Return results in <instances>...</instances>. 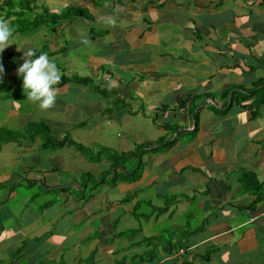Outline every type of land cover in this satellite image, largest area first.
Listing matches in <instances>:
<instances>
[{
  "label": "crops",
  "instance_id": "1",
  "mask_svg": "<svg viewBox=\"0 0 264 264\" xmlns=\"http://www.w3.org/2000/svg\"><path fill=\"white\" fill-rule=\"evenodd\" d=\"M12 2L41 8L38 50L68 74L44 122L54 135L74 139L103 113L133 132L117 152L151 148L138 181L102 186L84 204L76 183L106 171L105 156L3 150L0 264H264V184L245 193L238 181L246 172L264 182V0ZM233 92L250 95L230 104ZM162 140L173 146L161 149ZM66 185L42 209L49 189Z\"/></svg>",
  "mask_w": 264,
  "mask_h": 264
},
{
  "label": "trees",
  "instance_id": "2",
  "mask_svg": "<svg viewBox=\"0 0 264 264\" xmlns=\"http://www.w3.org/2000/svg\"><path fill=\"white\" fill-rule=\"evenodd\" d=\"M2 10H4L6 13L9 11L8 16L15 17L14 13L10 11L13 8V2L12 0H6L3 1L1 7ZM75 16H81L83 19H87L88 21H91V19L86 18L88 17V11L86 9H73ZM15 14H20V12H15ZM7 17V16H6ZM16 18H14V23L16 25V28L18 31H20L23 26V22L20 21V16L17 15ZM40 27V24L35 21L32 26H29V22L25 24V30L35 31V29H38ZM27 31L25 33H27ZM36 54H41V51H36ZM18 56V52L10 51L6 53L5 58L6 60L15 59ZM2 64V62H0ZM3 65V64H2ZM4 66V65H3ZM6 78L10 79L8 76L3 75V82L0 83V95L3 93H8L9 91H12V86L6 83ZM66 77H61V81L58 85L60 86L63 81H66ZM19 84L22 82V77L18 79ZM260 85V84H258ZM251 92V91H250ZM249 93L245 92L244 95H238L236 92L232 93V97L230 99V104H232L233 101L237 100V103H241L243 100L247 99V95H250ZM197 115H194V120L197 127ZM26 127L22 128L21 131L18 133L17 138L13 137H5L3 138L1 130H0V150L1 146L5 143L11 142V143H17L22 144L23 142H27V144H30L31 141H36V138H38L39 141H41V146L44 148L47 144H51L53 140H56L53 136L54 133L50 130L49 127H46L44 125L39 124H31L27 123L25 125ZM172 129H176L175 126H169ZM166 127V128H169ZM196 127H194L193 131L191 132L192 135H194L197 131ZM27 128V130H25ZM158 144V147H162L163 150H169L173 145L172 142H164ZM58 148L57 144H55ZM68 145L73 146L75 150L83 154L86 159L92 162H100L102 159V156H105L109 160V167L106 171H104L101 175L97 177V180H93V176H91L90 173H86L81 177V191L76 192V195L78 197V201L82 204L89 201L93 195L97 192L98 188L102 186H110L115 187L119 183H128L131 184L133 182L138 181L142 177L143 169H144V163L142 161V157L144 155L143 150L136 148L135 151H129V152H112L111 149H107L104 147H100L97 149L95 153L91 152L89 148H86L82 146L81 144H78L74 142L72 139L68 138V136L64 137L62 141H60V145ZM29 146V145H28ZM141 148V147H140ZM160 149V150H161ZM157 150V149H156ZM138 160L135 162L134 160ZM127 161V164H126ZM133 163V166L127 167L128 164ZM238 181L240 182L242 186V190L246 193V189L248 188L250 192L257 193L263 186L264 182L260 183L256 176L252 173H246L243 172L240 175V178H238ZM56 192V190H54ZM258 199H261L259 196ZM130 200L125 199L123 203H128ZM80 203V204H81ZM81 204V205H82Z\"/></svg>",
  "mask_w": 264,
  "mask_h": 264
},
{
  "label": "clouds",
  "instance_id": "3",
  "mask_svg": "<svg viewBox=\"0 0 264 264\" xmlns=\"http://www.w3.org/2000/svg\"><path fill=\"white\" fill-rule=\"evenodd\" d=\"M15 1L17 2L18 0H14V2ZM2 3L3 2L0 3V7H1ZM10 11H12L14 13L15 17L8 16L9 11L6 13L4 10H2L0 8V54H1L0 62H2V60H6V58H5L6 53L12 51L11 49H7V48H10V46H12V45H16L15 35L20 34V31L17 30L16 25L14 23L15 22L14 18L17 19V17H16L17 15L20 16V21L23 22L24 28H25V24L27 22H29V26L31 27L32 24L35 21H37V18H40V20L37 21V23L40 24L39 28L42 27L43 22L47 21L46 15L42 14V12H41L42 10L40 11L39 7L34 6V5H29L27 7H19V6L15 5V6H13V8ZM15 12H20V14H15ZM19 51L23 52L22 57L20 56V60H23V63L19 67L15 66V62H13V63H14V66L16 67V70H17V73L15 70V74L22 77L21 83H22L23 91H24V93H26V99L31 103L37 104L38 107L42 111H48V110L54 108L56 106V98H57V93H58V89L56 88L58 86H56V85H58L60 83L61 77L64 75H62V73H61L60 69L57 67L55 61L51 60L46 52L37 55L36 51L33 48H27L25 50H19ZM19 51L17 50L15 52L16 53L18 52V54H19L20 53ZM17 62H19V61H17ZM17 67H18V69H17ZM3 75L9 77L10 74L7 70V66L6 65L3 66L2 64H0V83L3 82ZM178 111L184 112V111H189V110L185 106H182V107H179ZM194 115H196V114H194ZM194 115L192 116V118H193V123L195 124ZM29 123H30V125L34 124V123L40 125L43 122H35L34 121V115H33V119H31V122H29ZM26 124H24V126H21L20 129L26 127L25 126ZM194 127H196V126H194ZM194 127H193V129H194ZM193 129H192V131H193ZM66 136H68V138L72 139L74 142L79 143L78 141H75L73 138H71L68 133L65 134L61 138H58L54 135L53 137L56 140H53V142L51 144L50 143L47 144L46 146H44V148H42V146H41V141L38 142L37 140L31 141L30 144H27V142H23L22 144L8 142V143H5L4 145L1 146L0 158L3 157V147L6 145L14 146L17 149L21 148V146L31 147V146L35 145L40 150H44L46 152H54V151L60 150L64 147H71L75 150V148L73 146H68V145L59 146L60 141H62L64 139V137H66ZM55 144H57L58 148L56 147ZM135 162H137V161H135ZM80 180H81V177H80L79 181L76 183L77 189L74 192L76 197H77L76 192L81 191ZM119 184H122V183H119ZM69 187H70L69 185H66V186H58V187L49 189V191L46 193L47 199H48L47 203L45 205H42V209L47 208L48 206H50L49 204L54 202V201H51V199H53V198H48V196H52V195L55 196L56 192H54V190L58 191L59 193H62V192L67 191L69 189ZM46 188L47 187H44V189H46ZM77 199H78V197H77ZM127 199H129V198H127ZM124 200H125V198H124ZM89 201H87V202H89ZM123 201H122V203H123ZM129 202H131V201H129Z\"/></svg>",
  "mask_w": 264,
  "mask_h": 264
},
{
  "label": "rangeland",
  "instance_id": "4",
  "mask_svg": "<svg viewBox=\"0 0 264 264\" xmlns=\"http://www.w3.org/2000/svg\"><path fill=\"white\" fill-rule=\"evenodd\" d=\"M39 6V5H38ZM43 6V5H42ZM41 11V8H40ZM40 18H37V21H39ZM103 22V20H101ZM91 25L94 26V21H90ZM105 24L111 25V22L107 21L104 22ZM93 30L97 28H92ZM24 28L20 30V34L15 35L16 37V45L10 46L12 51H19V50H25L27 48V45L30 44L31 48L38 51L39 46L43 44L42 36L39 34V29H35V31L29 32V30L23 31ZM27 31V33H25ZM52 33V31H51ZM22 52V51H19ZM4 53V52H3ZM2 53V54H3ZM1 56V54H0ZM20 60V53L15 59L11 60H2V64L7 66V70L9 72V78H6V83L12 86V91H9L8 93H3L0 95V130L2 133L3 138L7 137H13L17 138L18 133L21 131L19 126V116L27 114L34 115V121L35 122H43L40 125H44L48 127L44 122L46 121L47 117L50 118V115L47 114V111H42L38 109V105L29 102L26 99V93H24L22 88V83L19 84L18 79L20 76L15 74L16 67L14 66L13 62H17ZM68 76V74H64ZM90 78V77H89ZM7 100V101H6ZM18 102V103H17ZM20 109H17V108ZM15 110L17 111L16 115H12L9 112ZM104 114L101 113L100 115L95 114L92 116L91 120L87 121V127L80 131L79 135H76L74 139L78 140V144H81L82 146L89 148V150L93 153L97 151L100 147H104L99 142H105V145L107 148H111L112 152H117L121 147H126L129 144L128 138L129 135H131L133 132H125L117 123L114 121L112 122V125L105 124V122L108 119L104 120ZM111 120V119H110ZM103 122V125L101 123ZM168 122L171 124L173 121H170L168 119ZM142 122H139L137 125V129L142 130V127L140 128V124ZM144 123V120H143ZM168 123V124H169ZM99 125V129H95V125ZM145 125V124H144ZM160 125V124H159ZM152 126V122H150V127ZM105 127V128H104ZM27 130V128H25ZM38 142V138H36ZM159 142V141H158ZM158 142L154 143L156 145ZM153 145V144H152ZM143 150L144 152L148 151L151 148V144H144V145H133L132 151H135L136 148ZM141 147V148H140ZM3 150L5 153L13 154V158L15 157L14 153L18 154V149L13 147L12 152L9 150L7 146L3 147ZM27 155V154H25ZM103 157V156H102ZM127 164V161H126ZM85 165V164H83ZM104 162L99 164V167H104ZM133 166V163L128 164L127 167ZM131 168V167H130ZM93 175V180H97V177L99 176L96 172H90ZM91 175V176H92ZM54 196H48V198H53ZM127 199V197L125 198ZM144 200V197L138 199L136 202L141 203ZM134 205L136 204L135 201H132ZM135 217L138 218V213H134ZM192 222L194 219H191ZM145 242H147L145 240ZM148 243V242H147Z\"/></svg>",
  "mask_w": 264,
  "mask_h": 264
}]
</instances>
